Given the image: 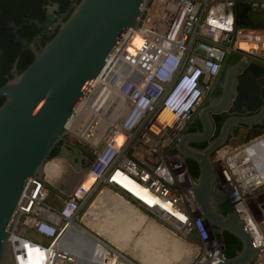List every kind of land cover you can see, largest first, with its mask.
<instances>
[{"label": "built area", "instance_id": "1", "mask_svg": "<svg viewBox=\"0 0 264 264\" xmlns=\"http://www.w3.org/2000/svg\"><path fill=\"white\" fill-rule=\"evenodd\" d=\"M239 1L264 9V0L145 2L137 26L122 33L65 122L68 137L92 154L83 178L58 209L46 203L50 192L43 182H26L8 239L14 264L16 239L33 246L27 264H77L76 254L61 242L71 223L98 248V264H139L74 223L100 188L125 197L183 238L195 234L199 245L194 264L217 261L221 241L214 236L219 233L199 213L191 190L195 179L175 146L231 54L264 67V29L235 26ZM134 37L138 46L132 44ZM211 161L215 183L259 257L264 239H254L258 231L246 199L264 188V131L239 144H225ZM86 177L91 181L84 187ZM21 226L45 244L20 237Z\"/></svg>", "mask_w": 264, "mask_h": 264}, {"label": "water", "instance_id": "2", "mask_svg": "<svg viewBox=\"0 0 264 264\" xmlns=\"http://www.w3.org/2000/svg\"><path fill=\"white\" fill-rule=\"evenodd\" d=\"M73 1L70 13L56 22L52 37L38 49L16 34L19 27L9 24L15 41L29 48L32 59L0 86L4 99L0 105V264H14L8 239L19 214L15 206L28 179L43 182L58 199H66L83 178L87 167L77 168L89 153L83 147L64 142L54 157L48 156L67 136L65 122L122 33L137 26L147 0ZM53 9L55 5L48 7L42 23L30 22L46 30L54 21ZM243 78L264 83V67L241 59L229 62L218 96L207 101L196 118L199 129L182 134L175 146L183 161H192L197 167L191 190L199 213L215 232H226L241 245L226 259L220 243L213 264H252L259 252L234 210L220 211V205L227 202L215 183L211 161L213 153L235 137V131L249 132V138L264 131V89L251 87ZM213 117L217 118L214 125ZM193 143L205 145L198 149L189 146ZM91 160L92 156L88 163ZM48 162L56 163L53 183L44 171Z\"/></svg>", "mask_w": 264, "mask_h": 264}, {"label": "trees", "instance_id": "3", "mask_svg": "<svg viewBox=\"0 0 264 264\" xmlns=\"http://www.w3.org/2000/svg\"><path fill=\"white\" fill-rule=\"evenodd\" d=\"M78 1L76 0V2ZM73 2V0H0V86L11 79L13 74L22 72L32 59V53L29 48L22 47L18 41H15L13 29L9 27V24L13 23L19 27L16 34L28 43H33L35 48L38 49L52 35L41 36L37 41L38 43H35L36 41L33 42L39 29L30 21L33 19L38 22L43 21L45 6L56 4L57 11L63 12L69 6L71 7ZM70 7L68 14L71 11ZM234 20L237 27L264 29V9H254L250 6L249 2L239 1L234 9ZM229 57L232 61H237L238 58L234 54H231ZM3 100L0 97V105ZM64 139L51 150L49 158L54 157L58 153L59 146L64 143ZM186 165L189 175L193 179H196V165L189 160H186ZM230 210L229 204L223 203L220 205L222 214H227ZM217 238L223 245L222 255L226 259L232 258L241 248L240 242L226 232L219 233Z\"/></svg>", "mask_w": 264, "mask_h": 264}, {"label": "crops", "instance_id": "4", "mask_svg": "<svg viewBox=\"0 0 264 264\" xmlns=\"http://www.w3.org/2000/svg\"><path fill=\"white\" fill-rule=\"evenodd\" d=\"M248 138V136L245 137L242 133H238L234 138H229L226 144L233 146L243 142ZM112 200L117 202L116 206L113 203H109V201ZM82 212L83 222L80 223V226H82L88 232L98 236L106 233H112L114 231L125 234L121 248L115 246L110 242V240L104 239L107 243H110L118 250L123 251L129 258L133 259L139 264H189L193 259V255H195V246L198 244V239L195 234H189L186 238H181L178 234L157 223L154 218L145 213L133 202L111 190H108L107 188H100L97 193H95L87 201L86 205L82 208ZM140 217L141 222L139 223L138 221ZM88 227L94 230H89ZM106 227L112 228V230H107ZM139 229H141L142 234L145 237L134 240L133 234ZM153 231L158 232L163 238L160 240V243L162 244V247L160 248H162V250L164 249L170 251L169 244L176 245V242H178L179 246L177 248L180 250L177 255L178 257L175 256V258H170L168 262L166 261L167 263H144L142 261L145 254H141V249L143 247L141 245V240L148 242L149 244L151 243L150 246L145 248L146 252H148L149 247L153 251L155 245L146 237L150 233H153ZM182 243L184 244L183 246H181ZM138 251L139 253H137Z\"/></svg>", "mask_w": 264, "mask_h": 264}, {"label": "rangeland", "instance_id": "5", "mask_svg": "<svg viewBox=\"0 0 264 264\" xmlns=\"http://www.w3.org/2000/svg\"><path fill=\"white\" fill-rule=\"evenodd\" d=\"M64 142L67 143L69 146H72L73 144H75L74 141H72L68 137V135L65 137ZM226 146H229V144H226ZM50 164H53V163L50 162ZM54 165H55V163L52 165V167H55L56 168V166H54ZM83 186H85V185L83 184ZM51 195H53V196H51ZM46 202L48 204H50L51 206H53L55 209L60 208L61 205H62V200H59L53 193H49V197H48V199H47ZM115 206H116V204H115ZM246 207L248 208V211H249V213L251 215V218H252V220H253V222H254V224L256 226V229H257L259 235L264 239V188L259 189L257 192H255L253 195H251L250 197H248L246 199ZM82 214H83V212H82V209H81L80 212H79V214H78V216H77V221L74 222V223H76L79 226H80V223L83 222V220H82ZM98 220H95V221H98ZM154 220L157 223H159L160 225H163L164 227H166L160 221H158L156 219H154ZM138 222L139 223L141 222V217L139 218V221ZM69 225H72V223L69 224ZM80 227H82V226H80ZM88 228H89V230H94V229H90V227H88ZM166 228L168 230L172 231L170 228H168V227H166ZM17 234L20 237L28 240L31 243H36V244H39V245H44L45 244L44 243L45 241L42 240V239H40L28 227H24V226L18 227ZM118 234L120 235V232H116V235H118ZM133 236H134V240L145 237V236H143L141 229L135 231L134 234H133ZM96 237L100 238L103 241H106L105 239H108V238L103 237V235H99V236L96 235ZM146 237L148 238L149 236L147 235ZM214 237H215L216 240H219L217 238V235H215ZM181 238H183V237H181ZM148 239H149L150 242H153V244L154 245L156 244V245H155V248L153 249V251L149 247L148 252H146V249L145 248L147 246H150L151 243L149 244L148 242H144L143 240H141V245L143 246L142 249H141V254L142 253L145 254V256L143 258L144 260L142 259L144 263L145 262H148V263H152V262L153 263H160V262L161 263H167L170 258H175V256H176L175 253L176 252H173V251L170 252L169 250H164V249L162 250V248H160L162 246H159L158 243H156V242H158L157 240H155L153 238H148ZM162 239L163 238L161 237L160 240H162ZM160 240H159V242H160ZM114 245L119 247V245H117L115 243H114ZM198 245H199V242L195 246V251H197L196 247ZM173 246L175 248L178 247L175 244H173ZM15 248H16V252H17V254H16L17 264H27L28 263V256L27 255L30 252V250L32 251L33 246L27 244V242H25V241H19V240L16 239L15 240ZM198 252H200V250H198ZM137 253H139V251ZM172 256H174V257H172ZM192 258L193 259L190 261L189 264H194L195 261H196V259H197V256L196 255H193ZM252 264H264V252L261 253L259 257L255 258V260L252 262Z\"/></svg>", "mask_w": 264, "mask_h": 264}, {"label": "bare ground", "instance_id": "6", "mask_svg": "<svg viewBox=\"0 0 264 264\" xmlns=\"http://www.w3.org/2000/svg\"><path fill=\"white\" fill-rule=\"evenodd\" d=\"M132 44L134 46L139 45V41L136 37L133 38ZM52 163L54 164L55 162H52ZM53 164H50V162H48L44 167L45 173L48 172L47 178L52 183H53L52 179L56 173V168L52 167ZM54 166H56V163ZM90 181H91L90 178L86 177V178H84L82 185L84 184L85 185L84 187H87L88 184L90 183ZM109 203L110 204H112V203L116 204L117 202L115 200H112V201H109ZM101 220H103V219H101ZM106 229L112 230V228H107V227H106ZM103 235L105 238H108V240H110L111 243H113V244L115 243V244L119 245V247L121 248V244H122V241H123L125 234H121V232H120V235L119 234L116 235V232L114 231L112 233H106ZM253 235H254L255 241L256 242L259 241L260 235L256 231H255V233H253ZM148 236H149L148 238H153V239L157 240L158 242H156V243H158L159 246H162V244L159 242L161 236L159 235L158 232L153 231V233H150ZM61 242H62V245L64 247H66L68 250H70L71 252L76 254V256L78 258L77 264H98V261H99L98 257L100 254L98 248L95 246V244L93 242L89 241L88 239L83 237L81 234H79L78 232L73 230L71 226H69V225L67 226L65 234H64L63 238L61 239ZM123 243H125V242H123ZM176 245L179 246L178 242H176ZM183 245L184 244L182 243L181 246H183ZM169 248H170V252L171 251L176 252L175 255L176 256L178 255V252L180 251L179 248H175L173 246V244H169Z\"/></svg>", "mask_w": 264, "mask_h": 264}, {"label": "flooded vegetation", "instance_id": "7", "mask_svg": "<svg viewBox=\"0 0 264 264\" xmlns=\"http://www.w3.org/2000/svg\"><path fill=\"white\" fill-rule=\"evenodd\" d=\"M52 5H55L56 6V9H53L52 10V15L54 16V21L51 24H49V26H48V28L46 30H43L41 28H37V29H39V31H38V33L36 35V38L33 40V42L36 41L35 43H38L37 41H38V39L41 36L53 35V33L56 30V28L54 27L55 24H56V22L59 21V20L60 21L61 20H64V18L68 15V12H69L68 10H69V7L70 6L66 10H64L63 12H58L57 11V5L56 4H50L48 6H45V12H44V19H43V21L45 20V14L48 12V7L49 6H52ZM71 7H72V5H71ZM43 21H41L39 23H42ZM238 59L239 58H237V60ZM229 62L230 63H234L236 61H232L230 59V57H228L226 59V61L224 62V64L222 65V67H221V69L219 71V74H218V77H217V81H216L215 85L213 86V88L211 89V92H210L209 96L206 99H204L203 102L200 104V106L192 112L191 120L185 126V128L183 129L182 134H185V133H194L197 129H199L198 128L199 126H198V123H197V119L196 118L199 115V112L201 111V109L203 108V106L205 105V103L207 101H209V100H215L216 97L218 96V94H219V87L221 85V79H222V76H223V71H224L225 67L228 65ZM243 80H245L246 82L250 83L251 84V87H257L260 90L264 89V83L261 80H258V79L256 80L255 79L253 82H250L248 79H245V78H243ZM216 121H217V118L216 117H213V119H212L213 125L215 124ZM238 133L239 132H236L235 131V136ZM242 134H243V136L246 137V136H249L250 133L249 132H242ZM73 145H75V144H73ZM199 145H201V147H199ZM204 145H205L204 143H193V144H189V146L195 147V148H198V149L203 148ZM70 147H73V146H70ZM83 156L84 157H83L82 164L81 165H78V167H77L78 169H80V168L83 169V168H86L88 166V164H89L88 162H89L90 157L92 156V154L90 156L89 153H86ZM185 163H186V161H185ZM74 173H76V172H74ZM47 174H48V172L46 173V175ZM52 181H54V180L52 179ZM59 200H62L63 201V199H59Z\"/></svg>", "mask_w": 264, "mask_h": 264}]
</instances>
